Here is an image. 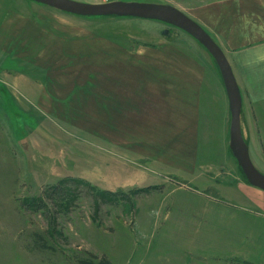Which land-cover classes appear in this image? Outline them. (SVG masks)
<instances>
[{
  "label": "rangeland",
  "instance_id": "rangeland-1",
  "mask_svg": "<svg viewBox=\"0 0 264 264\" xmlns=\"http://www.w3.org/2000/svg\"><path fill=\"white\" fill-rule=\"evenodd\" d=\"M122 1L197 10V0ZM170 42L210 61L220 86L210 130L152 121L161 98L132 112L112 108L130 92L178 89L156 55ZM248 113L250 156L264 169L263 116L256 106ZM242 182L218 66L192 35L158 20L0 0V264H135L141 255L172 264L175 253L264 264V227L245 231L212 207L227 205ZM231 201L238 209L241 199Z\"/></svg>",
  "mask_w": 264,
  "mask_h": 264
},
{
  "label": "crops",
  "instance_id": "crops-1",
  "mask_svg": "<svg viewBox=\"0 0 264 264\" xmlns=\"http://www.w3.org/2000/svg\"><path fill=\"white\" fill-rule=\"evenodd\" d=\"M182 11V9H181ZM186 14V13H185ZM188 15V14H187ZM199 23L219 44L228 58L235 74L237 83L240 87L243 98L242 126L246 141L251 148L250 122L248 117V108L256 106L259 108V114L263 117L264 125V0H197V10L194 15H188ZM158 50V48H155ZM191 49L170 42L165 49L156 55L160 56L159 61L164 62L165 70L171 74L172 79L179 78L181 84L174 93L154 90L149 96L144 93L142 97L139 93H128L131 101L112 102V108L121 110L123 108L132 112L141 105H151L153 98H161V101L154 102L159 107L160 114L157 111L150 115L154 121L164 116L166 122L174 119L178 129H192L196 132L210 130L214 128V121L210 117L216 112L217 90L219 92V82H216L212 76V67L206 63L204 58L190 52ZM156 61V60H155ZM153 62L150 61V64ZM160 66V65H159ZM150 68L153 67L150 65ZM159 72L162 74L160 68ZM210 70V74L208 73ZM156 72L157 68H154ZM164 71V74L167 72ZM219 78L226 94L227 115L229 127L231 125V111L228 93L226 91L220 70L218 68ZM215 78L218 79L215 72ZM219 81V79H218ZM173 90V89H172ZM145 100V101H143ZM146 100H148L146 102ZM109 106V104H108ZM223 114V109L221 110ZM184 116H186L184 118ZM177 120H175V118ZM179 121V123H178ZM151 122V121H150ZM189 123V125L187 124ZM222 125V124H221ZM264 127V126H263ZM263 131L262 126L260 127ZM200 145V144H199ZM261 146L264 147V132L262 133ZM262 172L264 169L257 165ZM231 195L229 202L224 205L215 206L218 209H224L229 212L230 222L247 228L253 224L258 229L264 227V190L251 185L248 181L239 185L230 187L228 193ZM233 200H240L238 209ZM262 198V201L259 199ZM261 202H259V201ZM182 210H186L181 206ZM249 227V228H250ZM252 230V229H250ZM249 230V231H250ZM264 231V229H263ZM217 258L230 257L223 255H214ZM213 256V257H214ZM239 256V255H231ZM212 257V258H213ZM135 264H145L146 257L141 255ZM172 264H215L209 262L202 254L191 253L188 255L175 253L174 256L167 257ZM208 262H205V261ZM166 261V263H167ZM183 261V262H182Z\"/></svg>",
  "mask_w": 264,
  "mask_h": 264
},
{
  "label": "water",
  "instance_id": "water-1",
  "mask_svg": "<svg viewBox=\"0 0 264 264\" xmlns=\"http://www.w3.org/2000/svg\"><path fill=\"white\" fill-rule=\"evenodd\" d=\"M78 16H116L158 20L174 25L197 39L214 58L229 97L231 111L230 149L247 181L264 190V173L253 163L242 126L243 98L228 58L219 44L195 20L171 4L137 1L84 3L75 0H33Z\"/></svg>",
  "mask_w": 264,
  "mask_h": 264
},
{
  "label": "trees",
  "instance_id": "trees-1",
  "mask_svg": "<svg viewBox=\"0 0 264 264\" xmlns=\"http://www.w3.org/2000/svg\"><path fill=\"white\" fill-rule=\"evenodd\" d=\"M114 17H115V16H114ZM231 152H232V151H231ZM239 167H240V166H239ZM240 169H241V168H240ZM241 172L243 173L242 169H241ZM243 176H244L245 180L247 181V179H246L244 173H243ZM142 190H143V189H142ZM138 191H140V190H138ZM86 261H87V262H86ZM84 263H87V264H108L106 260H102L101 262H98V263H96V262H94V261H88V260H85Z\"/></svg>",
  "mask_w": 264,
  "mask_h": 264
}]
</instances>
